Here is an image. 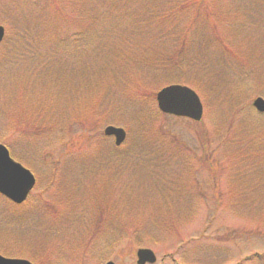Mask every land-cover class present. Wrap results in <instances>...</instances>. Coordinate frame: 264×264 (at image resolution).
I'll return each mask as SVG.
<instances>
[{
  "label": "rangeland",
  "instance_id": "rangeland-1",
  "mask_svg": "<svg viewBox=\"0 0 264 264\" xmlns=\"http://www.w3.org/2000/svg\"><path fill=\"white\" fill-rule=\"evenodd\" d=\"M83 1L0 0V141L37 178L20 207L0 196L1 253L37 264H137V250L150 248L156 264H264V114L253 108L264 98V0H204L184 49L172 34L181 56L140 72L113 48L90 55L91 43L110 38L91 25L95 6H112L127 24L158 1ZM146 27L111 36L113 47L124 55L141 46L137 54L151 58L144 45L170 46L147 44ZM21 35L27 45L14 47ZM172 74L199 81L200 123L151 116L156 97L130 102ZM23 116L34 135L16 130ZM118 118L129 129L111 124ZM110 125L127 131L121 147L103 135ZM133 222L146 233L129 234Z\"/></svg>",
  "mask_w": 264,
  "mask_h": 264
},
{
  "label": "trees",
  "instance_id": "trees-1",
  "mask_svg": "<svg viewBox=\"0 0 264 264\" xmlns=\"http://www.w3.org/2000/svg\"><path fill=\"white\" fill-rule=\"evenodd\" d=\"M157 1L155 0V2H157V3L152 4L151 7L148 8V10H146L145 12H143L141 14L136 15V14L131 13L128 18L132 17L133 15L137 16V17L133 20H132L133 17L128 19L127 24H124V23L122 24L119 21L118 15H114V11H113L112 6L107 7L104 5V2H100L99 5L97 4V6H95L94 11L97 14L93 13L96 15L95 16L96 22L91 23V25H94V26L96 25L97 29L100 30L101 34H106L110 38L112 36V39L119 37L116 39L119 41L123 40V38L121 36H124V37L130 36L131 37V36H133V34H136L138 31H142L144 29V26H147L145 30L148 32V35L144 34V36H143L144 39L146 40L147 44L149 42H152V41H156V42L158 41V43H159V41H162L163 43L168 42L170 46L166 45L163 48V47H155L152 44L146 45V47L144 45L145 49H149V48L151 49V58H148L144 55H140V54L138 55L137 54V52H139V50L141 49V46L140 47L139 46L133 47L132 49L130 48V50H128L124 55H121L122 52L119 51L117 47H113L114 46V40L112 41L109 38L105 41H101V45H94L91 43L88 46L91 48L90 50L92 51V53L90 55L94 58H97L98 56H103L108 51H111L113 48L114 49L113 54L115 56H117L118 58H120L121 60L128 61L131 64H133V66H134L133 70L136 72L137 71L140 72L141 71L140 68H144V66H145V68H150L151 65L147 66L148 63L155 65L156 68H158V66H159V67H162V69H166L168 67V65L170 64L169 62L166 61V56H170L171 55L170 53L172 51H174L175 52V56H173V61H174V58H178V56L180 57L181 53H182V50L180 49V47H178V48L175 46L171 47L172 43H176L179 40V41L183 42L182 43V49H184L185 46L183 44H185L188 35L191 33L194 35V33H196L197 31L200 30V28H199V21L201 20L200 8H201V5L204 3V0H162L163 4H161L159 0H157ZM53 3H54V6L57 7V3L56 2H53ZM86 3H87V0H84L83 5ZM187 10H192V15L188 16L186 14L184 16L185 18L181 17V14L187 13L186 12ZM93 14H89V16L92 17V19L94 21ZM138 24L140 26H142L140 28V30L137 27ZM165 29H168V30H166L167 34H164ZM156 32H160L161 35L157 34ZM153 34H154V36H153ZM172 34H175L176 36H177V34H181L182 39H178L177 41L174 40L175 42H173L174 37L172 36ZM22 36L23 35H21L20 37H18L15 40V43L13 45L14 47L19 46V42H22V41H23L24 45H27L26 38L22 37ZM132 39L133 38H131V40ZM135 40H136V43L143 41V40H141V38H135ZM24 45L19 47V49H21ZM88 47L85 46L83 48L87 49ZM135 48H137L138 50H136ZM19 49H17V50H19ZM223 51L226 53L227 52L229 53L230 49L228 47H224ZM113 54H112V56H113ZM154 55L159 57V58L152 61L151 59ZM14 60H15V58H14ZM46 62L48 63L49 60H47ZM154 71H156V69H154ZM186 75H188V74H185L184 76H186ZM184 76H180V75L175 76L174 74H172L170 77H167L168 79L166 80L165 86H168L170 84L180 83V84L188 85L194 89H197V87L199 86V84H198L199 81L186 80ZM22 78L24 79L25 75ZM27 78H28V76L26 77V79ZM172 78H174V79H172ZM175 80H177V81H175ZM189 81H192V82H189ZM139 93H140V95L137 97H134L133 100L131 98H129L130 102L142 100L143 102H145V105L148 106L149 102L155 100L157 92H156V90L153 91L151 86L148 85L146 87V89L139 90ZM6 94H7V92H6ZM202 98H203V96H202ZM84 100H87V99L84 98ZM134 108L137 111H139L137 118L142 119L143 117H146V115L140 113V109L138 107H136V105H134ZM10 112H11V108L9 109L8 113H10ZM161 115L162 114L158 111L157 108L151 109V116L159 117ZM133 121H134V119H133ZM126 123H125L124 119H120V118H118L116 120L112 119V121H111V124H113V125L125 124L123 126L126 129H129L130 126ZM0 124H2V122H0ZM15 126L17 127L16 130L19 132H26L30 135H34V133L37 132V130H31L32 128L37 127L34 123V120L31 118L26 119L24 116L21 120L19 119V121L17 123H15ZM0 136H1V133H0ZM201 136H202V133H201V131H199V137H201ZM31 137H33V136H31ZM0 142L3 143L4 141L1 140ZM201 143L204 144L205 141L201 142ZM170 144L172 146H176L175 148H178V147L181 148V149L180 148L177 149V152L179 155L181 152L184 153V151H185L184 145L180 144V142L178 143V142H175L172 140ZM10 150L12 153L11 148H10ZM125 227H126L127 231L130 232L129 234H133V235H135L136 232L144 231L143 225H141V223H137V222H133L132 225L129 227H127L125 225ZM114 231L117 234V238L115 241L118 243L119 238L121 236V231H118V230H114ZM175 231H176V229H174L170 233H173ZM33 262H35V264H37L36 261H33Z\"/></svg>",
  "mask_w": 264,
  "mask_h": 264
},
{
  "label": "water",
  "instance_id": "water-1",
  "mask_svg": "<svg viewBox=\"0 0 264 264\" xmlns=\"http://www.w3.org/2000/svg\"><path fill=\"white\" fill-rule=\"evenodd\" d=\"M5 36V30L0 26V43ZM158 107L162 113L200 121L203 117V104L199 96L190 88L170 86L157 95ZM259 113H264V98H257L253 103ZM105 135L115 137L116 146H121L127 137L124 129L109 126ZM36 185L34 175L15 162L9 150L0 144V193L11 201L22 204ZM138 264H155L157 257L150 249H140L137 252ZM0 264H31L25 260H11L0 256ZM108 264H114L112 262Z\"/></svg>",
  "mask_w": 264,
  "mask_h": 264
}]
</instances>
